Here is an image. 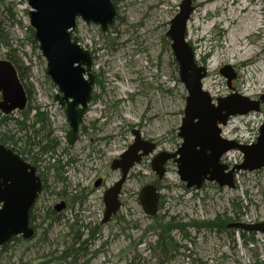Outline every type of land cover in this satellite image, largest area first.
Wrapping results in <instances>:
<instances>
[{"label":"rangeland","instance_id":"rangeland-1","mask_svg":"<svg viewBox=\"0 0 264 264\" xmlns=\"http://www.w3.org/2000/svg\"><path fill=\"white\" fill-rule=\"evenodd\" d=\"M14 1L18 10L16 18L22 24L17 22L8 27L5 23L3 32L13 47L16 46L24 66L30 69L26 83L33 88L31 105H39L48 112L56 129L54 134L62 138L60 146H66L64 132L68 126L63 108L54 100L57 87L46 80V62L41 52L27 41L28 5L24 0ZM114 1L117 17L107 31L102 32L98 25L79 19L73 32L80 44L91 51L92 71L100 75L102 86L94 87L93 101L83 120L86 126L94 123L95 129L90 127L87 133H80L68 153L78 158L77 163L67 167L66 177L72 187H77L79 181L87 186L94 176L103 178L106 186L117 180L119 172L109 165L130 145L132 128H140L145 136L157 142L156 152L174 151L181 144L177 130L187 91L178 78V68L172 65L174 56L170 46H166L164 35L181 0ZM193 2L195 9L187 22L186 34L197 65L207 70L203 89L214 103L218 97L225 98L232 93L258 99L264 94V0ZM4 52L1 48L0 58H5ZM224 64L236 71L232 87L227 86L226 77L219 73ZM9 116L20 119L18 111ZM229 118L226 126L221 127L222 136L252 142L264 119V105L258 112ZM12 123L7 129H15ZM68 154L63 161H67ZM151 157L132 167L123 185L125 202L118 218L101 223V188L80 205L89 208L91 214L84 211L79 216L80 206L75 203L76 212L69 209L62 220L55 221L49 215L43 217L46 209L40 208L35 238L6 242V248L0 249V264H159L163 259L160 251L148 248L149 244L157 243L159 231L145 233L148 225L157 228V222L144 214L137 198L143 184L152 181L162 186V224L175 219L173 223L184 224L180 228L185 229L192 220L206 221L220 214L236 218L228 224L264 220V167L259 171H239L235 188H218L206 182L200 189L185 190L176 164H169L160 180L149 165ZM224 158L230 165L239 164L242 153L229 150ZM83 172L88 176L82 179ZM232 201L242 205L240 211ZM172 215L177 218H171ZM76 220L80 225H88L79 228ZM120 220L127 225L126 229L122 230ZM93 227L98 233L91 238ZM187 232L191 236L189 240L181 237L182 232L171 231L173 241L180 245V253L173 255L172 252L170 261L163 260L167 262L164 264H264V233H255V240L245 244L237 231L232 238L215 228L198 231L188 226ZM72 233L79 240L72 242ZM140 237L142 244L138 245L136 240ZM89 239L88 244L81 243ZM72 250H76L75 257L70 254ZM62 251L71 255L67 261L60 259Z\"/></svg>","mask_w":264,"mask_h":264},{"label":"water","instance_id":"water-1","mask_svg":"<svg viewBox=\"0 0 264 264\" xmlns=\"http://www.w3.org/2000/svg\"><path fill=\"white\" fill-rule=\"evenodd\" d=\"M28 5V20L33 38L38 43L46 62V70L51 83L57 87L55 100L64 107V115L69 126L67 142L72 145L77 140L79 124L86 115L92 99L94 72L92 53L82 46L73 35L77 20L86 24H96L101 31H107L117 15L112 0H24ZM195 9L193 0H181L177 14L170 19L165 32L170 39L169 46L177 62L178 78L186 88L183 117L178 127L181 144L173 151H158L157 143L142 136L136 128L132 129L133 140L109 167L120 170L119 178L104 192V215L102 222L108 220L120 207L118 195L126 176L133 165L143 157L152 156L151 170L158 179L164 178L165 162L173 160L177 164L179 179L187 188H201L202 183L215 182L218 186L235 188V174L239 171H254L264 167V120L254 142L249 144L226 139L221 135V126H226L229 117L258 112L264 105V94L258 99H250L237 93L218 97L216 102L203 89L202 80L206 67L197 65L192 45L187 41V22ZM226 77L227 86L236 78V71L228 64L219 69ZM28 96L24 85L11 61L0 58V111L9 115L26 108ZM239 150L242 160L229 165L221 159L229 150ZM101 179L95 182L99 186ZM41 181L28 163L4 144H0V246L13 237L21 236L27 240L33 235L28 224L29 209L33 205ZM138 201L144 214L153 216L157 212L159 191L157 187L143 184L138 193ZM228 226L247 232L264 233V220L245 223L231 222Z\"/></svg>","mask_w":264,"mask_h":264},{"label":"trees","instance_id":"trees-1","mask_svg":"<svg viewBox=\"0 0 264 264\" xmlns=\"http://www.w3.org/2000/svg\"><path fill=\"white\" fill-rule=\"evenodd\" d=\"M115 4V1L112 0ZM0 3L3 4V9L1 11V17L0 18V49L4 48L5 52H4V56L5 59H9L11 61L12 64L15 65L16 70H17V74L19 76V79L22 82V85H24L26 94L28 95V103H27V109H22L21 111H18L19 114V118H12L11 114L9 115H4L0 112V144H4L6 145L8 148L10 147L12 150L13 145H15L18 141V137H22L25 138V140L27 141V144L33 145V149L35 148L39 153H44L46 152H51V154H55L60 145L61 142L58 140L57 137L54 136L53 131L54 128L52 126V121H51V116L48 115V112L46 110H42V107L39 105H31V99H32V91L33 88L28 85L26 83V80L29 79V74L28 72H30L29 67L24 66V64L21 61V58L18 57L17 55V49L16 46L13 47V43L11 42V39L6 36L3 32V27L6 24H8L9 26H12L13 24H16L17 22L21 25L22 24V20L17 19L16 15L18 14V10L15 9V1L14 0H0ZM117 7V6H116ZM9 22V23H7ZM113 26V24L111 25ZM7 28V26H6ZM26 32V37H27V41L31 42L34 48H38V43L37 41L34 40L33 38V30L30 27V25L28 24V26H26L25 29ZM8 35V34H7ZM166 46H169L170 43V39L166 37ZM171 48V47H170ZM39 50V49H38ZM42 55V54H41ZM173 56V54H172ZM172 65L173 67L178 68L177 67V62L175 60V58L173 57L172 59ZM46 80L52 84V86H55L53 83H51L50 79L48 78L47 74H46ZM100 81V80H99ZM98 82V81H97ZM102 86V81H100L98 83V85L96 84V86ZM55 98V97H54ZM35 110L34 113H32L31 115V111ZM11 121H13V128H15L14 130H10L7 129V125L9 123H11ZM94 125V124H93ZM95 126V125H94ZM94 126L92 128H94ZM84 130H87V128H85ZM16 134H21L18 135L16 137ZM57 160V161H56ZM75 159L73 157H70V159H67L66 162H61V160L56 156V158L54 157V161L52 162H48L50 163L47 168L50 169L51 167L54 169V175H55V179L61 181L62 180V167L70 162L74 163ZM259 171V170H257ZM218 188H222L221 186H218L216 183H214ZM184 189H188V190H193L194 188H187L185 185ZM232 204H234V206L239 207V211L241 210L242 205H236L234 203V201H232ZM237 215V214H236ZM236 218L234 217H230V216H226L225 214H220V215H216V217L214 219H209L206 221H199L196 222L194 220H192L191 222H189V226L191 227H195L198 231L200 230V228H207V229H211L215 228L218 232L223 231L225 234L228 235V237L232 238V235L234 233V231H237L239 233V236H241L242 241L246 244L248 242H253L255 240V233L256 232H247L245 230H241L238 228H235L232 226H228V221L231 220H235ZM239 219V218H237ZM174 220L172 221H168L167 224H162V222H157V226L161 229H163V233H161L157 238L159 241L158 245L159 248L162 249L164 251V253L160 254L162 256L164 255H168V258L170 256H173L175 254H179L180 251L178 250V248L180 247V245H178L176 243V241H173L172 236L170 235V230L171 228H177V223H173ZM77 226L80 228L81 225L87 226L88 224H79L77 222V220L75 221ZM234 222V221H233ZM118 223L121 224V228L124 230V228H127L126 224L124 222H122L121 220L118 221ZM77 226H76V230H77ZM183 225H180L179 227H182ZM236 230H235V229ZM156 228H153V225H148V227L145 229V233L148 231L152 232L154 231ZM182 229V228H181ZM92 234L91 237H96L95 235L98 233L97 232V228L93 227L91 230ZM165 234V235H163ZM182 237L183 239H191L190 233L187 232V230L182 229ZM16 239H23L21 238V236H17V237H13L12 240H16ZM79 240V237H78ZM85 242V240L83 241ZM175 242V243H174ZM82 243V242H81ZM7 244V243H6ZM6 244L0 246V249H4L6 248ZM154 244H149L148 248H152ZM172 251H173V255H172ZM159 264H164L167 263L165 261L159 260L158 262ZM140 264V263H139ZM189 264V263H188ZM190 264H193L192 262Z\"/></svg>","mask_w":264,"mask_h":264},{"label":"flooded vegetation","instance_id":"flooded-vegetation-1","mask_svg":"<svg viewBox=\"0 0 264 264\" xmlns=\"http://www.w3.org/2000/svg\"><path fill=\"white\" fill-rule=\"evenodd\" d=\"M92 60H93V56H92ZM99 76L100 75L97 72H94V81H95V83H94L93 89H94V87H96V84L98 85V83L100 82L99 81L100 80V77ZM92 92H93V90H92ZM92 101H93V93H92V99L89 102V105L87 107L86 112L89 110L90 103ZM27 103H28V100H27ZM62 108L64 110V107H62ZM34 112H35V110L32 109L31 115ZM84 117H83L82 121L79 124L80 126H79L78 131H77V134H76L77 140L80 137L79 136L80 133H87L88 132V129L90 127L92 128L94 126L93 125L94 123L91 124V126H86L83 123ZM262 121L260 122V124L262 123ZM66 125H67V122H66ZM85 128H87V130H84ZM135 128L138 129L140 131V133H142V131H141L140 128H137V127H135ZM92 129H95V126ZM55 130L56 129H54L53 134L55 133ZM68 130H69V126L67 127V129H65L64 137L67 136ZM258 131H259V127H258V130H257V133H258ZM18 135H21V134H16V137ZM54 136L57 137L58 140L61 142V139H62L61 137L57 136L56 134H54ZM142 136L145 139L149 140V141H154L153 139L151 140L150 138H148L147 136H145L144 133H142ZM77 140H76V142H77ZM155 143H157V142H155ZM66 144H67L66 146L64 144L62 146H60L59 149H58V151L55 154H53V155L51 154V152H46V151L44 153H39L35 148L33 149V145L27 144V141L25 140V138H22L20 136V137H18L17 143L15 145H13V148L14 149L12 150L9 147V149L12 150V151H14L19 156V158L21 160H23L24 162L28 163L32 168H34L36 175L38 176L39 180L41 181L40 190L38 191V194H37L35 200L33 201V205L31 206V208L29 209V212H28V214H29L28 224H30V226L33 228V234H32L33 236L28 239L29 241H31V240H33V238H35V236H36L35 235V232L38 229L37 226H36V224H35L36 221H37V218H38V213H37V210L38 209H40V208H45L46 209V213L47 214L46 215H43V217L49 215L55 221L62 220L66 216V211L67 210L69 211V209H74V204L75 203L78 206H80V205L83 206V204L87 201V199L90 197V195L94 194L96 191L99 190L98 188H101L102 189V195H101L100 200H102V206H103V209L102 210H103V215H104V212H105L104 208H105V206H104V199H102L103 194H104V192L116 180L114 182H112L111 185L106 186L103 178H101V177H98L97 178V177L94 176L93 179H92V181H91V183H89V185L84 186L83 185V182L82 181L81 182L79 181V183L77 184V187L76 186H73L72 187L69 179H67V177H66V174L68 172L67 167L71 166L73 164L72 162L68 163L67 165L65 164L62 167V177L63 178H62L61 181L55 179L54 169L52 167L50 169L47 168V166L50 164L48 162L49 161L50 162L54 161V157L56 158V156L61 160V162H66V161H63V159H64L63 157L66 156L70 152V150L72 148V145H74V144L70 145L67 142V137H66ZM157 145H158V143H157ZM157 148H158V146H157ZM170 152H173V151H170ZM70 157H72V156H70L68 154L67 159H70ZM74 159H75L74 163H77L78 162V158L75 157ZM142 159H144V157ZM223 160H225V158ZM169 164H175V162H173V160H168L167 162H165V169H166L165 172H167ZM133 167H135V166L133 165ZM116 171L119 172V176H120V170H116ZM130 171H129V173L126 176L127 178H126L125 182L129 179ZM82 175H83L82 179L83 178H86L88 176V174L85 173V172H83ZM98 179H101L100 185L99 186H95V182ZM124 183L122 184V187H121L122 189H121V191H120V193L118 195V199L120 200L119 210L115 214L112 215V217L108 220V222H110V220L113 219V218H118L119 217V216L117 217V215L121 212V208L124 205V202H125L124 201V198H123V195H124L123 185H124ZM149 183L157 187V190L159 191V200L157 202V212L155 213V215H153L151 217L148 216V217L150 219H153L155 222H160V220L163 219L162 218V216H163V212H162V209H163V207H162L163 197H162V194H161L162 186H160L161 185L160 182H157L156 183V182H153L152 181V182H149ZM77 191H79V192H77ZM137 196H138V194H137ZM82 206H80V214H79V216H81V213H83L84 211L87 214H91V211H90L89 208L86 207L87 209H85ZM74 211L76 212L75 209H74ZM171 218H177V217H174L172 215ZM101 223H103V222H101ZM105 223H107V222H105ZM75 224H76V222H75ZM180 225H183L184 226V224H180ZM188 226L189 225H187V227ZM187 227L185 228V230H187ZM124 229H126V228H124ZM172 230L173 231H177L179 233L182 232V230H181V228L179 226H177V228L176 227L175 228L172 227L171 230H170V232ZM156 231H159L158 235H160L161 233H163V229H161L159 227H157L154 231H152V233H155ZM125 232H127V231H125ZM78 237H79L78 235H73V233H72V238H71L72 239V242H74L75 239H78ZM181 237H182V235H181ZM90 239L89 240H85V242L82 241V243L86 245V244H88L87 242H91ZM141 239L142 238L140 237V238H138V240H136V241H138L137 242L138 245L142 244ZM158 243H159V241H157V243H155V245L153 247H155L156 249H158V251H160L161 253H164V251L159 248ZM74 252H76V250H72L70 254L75 257ZM71 255H68V254L66 255V251H62V253L60 254V259L62 258V260H66L67 261L68 257L71 256ZM168 255L162 256L163 260H165L167 262L170 261V258H168Z\"/></svg>","mask_w":264,"mask_h":264},{"label":"bare ground","instance_id":"bare-ground-1","mask_svg":"<svg viewBox=\"0 0 264 264\" xmlns=\"http://www.w3.org/2000/svg\"><path fill=\"white\" fill-rule=\"evenodd\" d=\"M206 1H210V0H205V2H206ZM245 52H246V51H245ZM245 52H244V53H245ZM202 85H203V83H202Z\"/></svg>","mask_w":264,"mask_h":264}]
</instances>
